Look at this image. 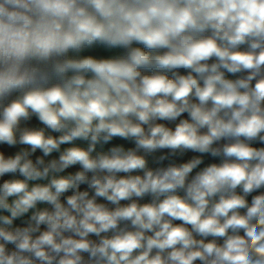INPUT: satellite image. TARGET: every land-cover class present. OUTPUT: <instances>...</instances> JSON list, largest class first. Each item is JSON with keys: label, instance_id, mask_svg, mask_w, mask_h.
Here are the masks:
<instances>
[{"label": "clouds", "instance_id": "9594fccd", "mask_svg": "<svg viewBox=\"0 0 264 264\" xmlns=\"http://www.w3.org/2000/svg\"><path fill=\"white\" fill-rule=\"evenodd\" d=\"M257 143L264 0H0V264H264Z\"/></svg>", "mask_w": 264, "mask_h": 264}, {"label": "crops", "instance_id": "0c3cea01", "mask_svg": "<svg viewBox=\"0 0 264 264\" xmlns=\"http://www.w3.org/2000/svg\"><path fill=\"white\" fill-rule=\"evenodd\" d=\"M140 46V45H137ZM124 54V50L122 49H113V50H105L102 48H96L90 51H86L84 53H82V55H94V56H98V57H112V56H119V55H123ZM182 73L186 74L185 71L182 69ZM150 74V73H149ZM169 76H171V74L169 73ZM229 78H234V77H229ZM17 95V94H14ZM181 118H187V114H184L183 117ZM161 123H166L168 127L174 128L175 127V123H178L179 121H176L175 123H168L165 121H160ZM21 127H29V128H38V127H42V125L40 124V122L38 121V119L33 116L31 120L27 121V122H22L21 123ZM53 135H58L56 133H53ZM79 146L81 147H87V143L83 142V141H77L76 142ZM70 145H62L61 146V150H63V148L69 147ZM113 146H123L125 149H129V148H134L135 145L134 143H132L131 141L128 140H123L120 138H115L113 139L109 144L98 146L97 147V151H108L109 148L113 147ZM255 147H262L264 145H261L259 143L254 144ZM27 148V146L25 145H20L17 144L15 147H9L5 144H0V152H3L6 156H10V155H14L15 153L21 151L22 149ZM144 154V153H141ZM42 155V153L38 150L34 155H33V160H35L36 156H40ZM95 155V153H94ZM200 155L199 153H194V152H186L183 155H180L179 153H177L176 155H172L167 149L162 150V151H157L151 155H147V160H148V167L151 169H155L158 167H166L168 166V164L170 163H176V164H180V163H184L187 162L188 160H190L192 157L194 156H198ZM59 153L54 152L50 157H46L45 159H53V158H58ZM160 156H166L167 159H165L164 161L160 162L159 161V157ZM211 163H220V159L219 158H214L210 155H204L203 156V164L200 165V168H203L205 166H207L208 164ZM80 170V166L76 165L73 167H70L69 169H67L65 171V173H63L64 175H67L69 173H75L76 171ZM195 171H199V168ZM135 174H140L142 175L143 173H133ZM120 175H125L124 173H121ZM7 178V177H5ZM86 185H82L81 186V190H85L86 189ZM148 197H145L144 200H141L140 203H145V202H149ZM98 202L100 203H107L106 201H104L103 199H98ZM128 203V201H121V204H126ZM109 207H113L112 205H109ZM16 223L19 225L22 223V221H16ZM179 223V222H177ZM93 239H95V237H92Z\"/></svg>", "mask_w": 264, "mask_h": 264}, {"label": "trees", "instance_id": "16d2710c", "mask_svg": "<svg viewBox=\"0 0 264 264\" xmlns=\"http://www.w3.org/2000/svg\"><path fill=\"white\" fill-rule=\"evenodd\" d=\"M180 72H181V74H183V73H182V69L180 70Z\"/></svg>", "mask_w": 264, "mask_h": 264}]
</instances>
